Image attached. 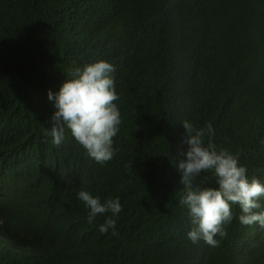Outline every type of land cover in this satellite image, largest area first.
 I'll list each match as a JSON object with an SVG mask.
<instances>
[{"label":"trees","instance_id":"obj_1","mask_svg":"<svg viewBox=\"0 0 264 264\" xmlns=\"http://www.w3.org/2000/svg\"><path fill=\"white\" fill-rule=\"evenodd\" d=\"M99 60L121 117L104 164L67 127L59 148L49 134L48 91ZM184 120L264 168V0H0V264H264L263 234L238 222L216 247L188 239L170 162ZM81 190L122 211L88 223Z\"/></svg>","mask_w":264,"mask_h":264},{"label":"clouds","instance_id":"obj_2","mask_svg":"<svg viewBox=\"0 0 264 264\" xmlns=\"http://www.w3.org/2000/svg\"><path fill=\"white\" fill-rule=\"evenodd\" d=\"M114 71V66L103 60L85 64L71 71L72 78L65 79L58 92L48 91V98L54 100L55 108L49 134L57 148L65 139L67 127L95 162L104 164L113 158V137L121 124L120 111L114 103L119 99L111 75ZM180 125L185 132L180 144L187 148H178V156H173L170 162L179 173V183L183 186L179 203L187 208L193 225L188 239L194 244L203 240L216 247L219 241L215 237L226 236L223 225L232 222L264 236L263 166H254L246 173L236 156L227 150L217 151L211 142L205 144V135L213 134L211 124L207 129H196L188 120ZM262 153L264 156V149ZM206 171L214 173L217 187H200L196 183ZM78 199L89 210L87 220L90 224L98 214L111 212L116 215L122 211L118 198L101 203L99 196L81 190ZM115 227L116 221L109 218L99 230L107 233Z\"/></svg>","mask_w":264,"mask_h":264}]
</instances>
